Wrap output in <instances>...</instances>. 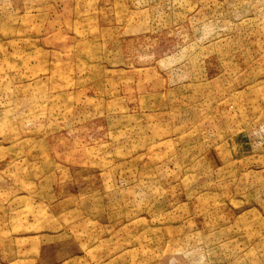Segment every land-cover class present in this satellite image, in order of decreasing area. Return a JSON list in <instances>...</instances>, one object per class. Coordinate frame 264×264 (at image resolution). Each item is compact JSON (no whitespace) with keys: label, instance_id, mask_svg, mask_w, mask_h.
Masks as SVG:
<instances>
[{"label":"rangeland","instance_id":"obj_1","mask_svg":"<svg viewBox=\"0 0 264 264\" xmlns=\"http://www.w3.org/2000/svg\"><path fill=\"white\" fill-rule=\"evenodd\" d=\"M0 264H264V0H0Z\"/></svg>","mask_w":264,"mask_h":264}]
</instances>
